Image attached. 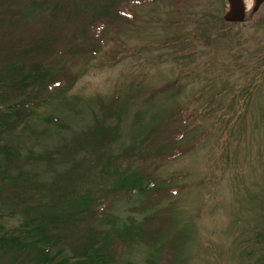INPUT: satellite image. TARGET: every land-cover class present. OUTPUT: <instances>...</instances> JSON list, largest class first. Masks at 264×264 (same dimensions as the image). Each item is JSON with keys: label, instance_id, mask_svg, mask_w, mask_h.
Listing matches in <instances>:
<instances>
[{"label": "rangeland", "instance_id": "1", "mask_svg": "<svg viewBox=\"0 0 264 264\" xmlns=\"http://www.w3.org/2000/svg\"><path fill=\"white\" fill-rule=\"evenodd\" d=\"M132 1L129 23L116 17L128 0H0L1 119L12 121L17 101L46 99L28 122L0 128V146L18 153L10 163L0 156V225L18 235L28 219L90 196L98 213L61 231L65 253L115 223L137 232L146 196L122 198L125 178L106 160L122 154L119 170L153 167L180 187L162 203L183 244L180 264H264V3L253 11L255 0H243L245 19L227 23L226 0ZM37 59L73 73L65 88L18 82L11 65ZM102 125L116 127L106 153ZM171 143L182 151L174 161L162 158ZM151 253L132 245L121 264H146Z\"/></svg>", "mask_w": 264, "mask_h": 264}, {"label": "trees", "instance_id": "2", "mask_svg": "<svg viewBox=\"0 0 264 264\" xmlns=\"http://www.w3.org/2000/svg\"><path fill=\"white\" fill-rule=\"evenodd\" d=\"M133 4L135 2L128 0L123 10L117 11L116 17L122 16L129 23L133 22L134 13L131 10ZM106 12L107 9L103 10V13ZM183 40L189 41L188 38ZM91 41L92 44L99 45L96 40L92 39ZM174 41L182 43L180 39ZM187 41L185 42L187 43ZM95 52L94 50L91 51L93 54ZM43 61V59H37L35 62H29L25 65L12 64L13 71L20 74L18 82L25 87H30L31 91L35 90L38 93L51 94L58 89L65 88L73 73L67 71L64 64H60L56 68V64L45 65ZM171 88H173V84L167 82L153 90L152 95L155 96L157 93ZM45 100L42 97H33L9 105L7 108L12 110L13 119L12 121L3 120L0 116V128L3 127L7 131H13L20 124L28 122L35 115V109L41 106ZM114 115H119V113L116 114L114 110ZM170 116H173V114L171 113ZM47 121L57 126L61 125L56 117H48ZM101 128L103 132L97 138V147L101 144V148H104L106 153L116 141V135L114 134L116 127L115 125H102ZM4 132V130L0 131V141ZM171 145L172 151L166 156L163 155L162 158L165 157L166 160L174 161L182 155V151L175 143H171ZM101 154L103 155L102 152ZM2 155L3 160L10 163L13 158H17L18 153L17 151H7V148L0 146V156ZM110 156L111 154L107 153L106 160L107 164H114L113 176L117 177L119 175L125 178L123 182L117 181V188L115 189L122 191V198L130 194L132 190L146 196V203L139 208L142 217L138 222V226H135L138 229L137 232L132 227H127L126 223L122 224V227H118L114 222V227L109 232H105L103 236L89 239L87 243L68 255L60 246L62 245L61 231L78 225H85L95 213H98L96 209L98 203L94 201V198L81 196V201L79 200L76 204L73 203L69 206L68 210L70 211L60 213L51 210L50 212H41L39 217L28 219L20 227L21 230L18 235L9 234L5 227L0 225V264H29L25 261L31 254L33 257L30 264H121V256L124 250L138 244L151 247L152 253L145 260L146 264L182 263L183 244L179 232L174 234L170 232L172 207L162 205L165 200L168 201L167 204H170L171 199L180 193V187L174 182L171 184L173 177L158 180L157 174H155L156 169L153 167L150 171L141 173L130 171L129 164H127L119 170L121 164L126 162L119 163L121 159H118L123 155ZM147 209H152V211L147 213L145 211ZM27 224L30 228L25 227ZM257 236H263V234Z\"/></svg>", "mask_w": 264, "mask_h": 264}, {"label": "water", "instance_id": "3", "mask_svg": "<svg viewBox=\"0 0 264 264\" xmlns=\"http://www.w3.org/2000/svg\"><path fill=\"white\" fill-rule=\"evenodd\" d=\"M227 10L223 16V20L227 23L241 22L245 19V7L243 0H226ZM264 3V0H256V11L257 7Z\"/></svg>", "mask_w": 264, "mask_h": 264}, {"label": "flooded vegetation", "instance_id": "4", "mask_svg": "<svg viewBox=\"0 0 264 264\" xmlns=\"http://www.w3.org/2000/svg\"><path fill=\"white\" fill-rule=\"evenodd\" d=\"M255 2H256V0H255ZM254 8H256V4L254 5ZM254 8L252 9L253 11H254Z\"/></svg>", "mask_w": 264, "mask_h": 264}, {"label": "bare ground", "instance_id": "5", "mask_svg": "<svg viewBox=\"0 0 264 264\" xmlns=\"http://www.w3.org/2000/svg\"><path fill=\"white\" fill-rule=\"evenodd\" d=\"M247 6V5H246Z\"/></svg>", "mask_w": 264, "mask_h": 264}]
</instances>
